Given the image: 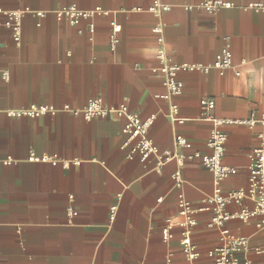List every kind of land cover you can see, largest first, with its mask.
I'll use <instances>...</instances> for the list:
<instances>
[{
  "label": "crops",
  "instance_id": "obj_1",
  "mask_svg": "<svg viewBox=\"0 0 264 264\" xmlns=\"http://www.w3.org/2000/svg\"><path fill=\"white\" fill-rule=\"evenodd\" d=\"M152 1L0 0V22L4 12L27 10L18 46L0 27V264H188L180 230L174 227L166 242L162 230L166 219L179 220V195L201 207L214 192L212 174L198 161L185 160L177 187L174 162L158 169L153 159L128 158L119 116L86 121L69 113L6 115L31 105L78 109L100 99L104 106H126L142 121L153 116L149 137L160 150L169 151L175 135L204 151L214 127L199 120L202 99L214 101L218 119L264 116V0H223L231 8L214 14L197 6L201 0H159L170 9L144 11ZM72 4L105 14L76 25L55 18V10ZM250 4L261 7L247 9ZM37 12L45 16L38 18ZM111 23L120 26L114 50L109 46ZM159 37L171 64L207 66L228 43L232 68L222 74L180 72L182 93L161 99L165 89L153 72L160 66ZM172 105L182 123L169 120ZM220 130L227 136L223 162L237 170L220 188L245 189L248 155L259 145L264 125L229 123ZM31 153L55 155L59 163L32 162ZM7 157L14 162L3 164ZM69 207L75 216L69 217ZM209 216H198L192 229L200 253L197 264H213L206 254L220 244L219 230L205 224ZM227 227L251 246L264 245V226L258 227L257 220L231 221ZM239 258L241 264H264L251 251Z\"/></svg>",
  "mask_w": 264,
  "mask_h": 264
},
{
  "label": "built area",
  "instance_id": "obj_2",
  "mask_svg": "<svg viewBox=\"0 0 264 264\" xmlns=\"http://www.w3.org/2000/svg\"><path fill=\"white\" fill-rule=\"evenodd\" d=\"M197 6L208 14H214L222 9L231 8L232 4L223 0H201ZM259 4H250L247 9H259ZM190 8V7H188ZM170 9L166 4L159 0H153L151 5L144 11L149 13H161ZM134 11L141 12L143 9L136 8ZM27 10L4 12V20L0 22V27L7 29L14 43L18 46L22 37V20ZM105 14L100 8L84 11L77 8L76 5H68L58 8L54 11V16L58 20H65L71 25L78 24L81 20L91 19L96 15ZM38 18L45 16L44 12H37ZM111 34L109 37V46L114 50L117 43V34L120 26L111 23ZM90 32H94L93 25H90ZM160 44L156 51V58L160 62L158 68L153 72L159 74L162 79V85L165 93L158 96L164 100H170L182 93L183 82L178 78L180 72H203L210 70L222 74L232 68V55L228 43H225L221 51L215 56L213 62L207 66L198 64H171L165 58L163 50L162 38H158ZM238 76V72H236ZM7 80V75H2ZM200 115L199 120L209 122L213 125L214 130L204 143V151L195 150L192 144L183 136L175 135L173 140V150H160L151 140L148 134L149 126L154 119L153 116L142 121L136 114L131 113L126 106L118 107L104 106L100 99H92L85 106L78 109H71L63 106L56 109L48 105H31L23 110L8 111V117H28L38 118L42 116H56L61 113H69L72 116L83 118L86 121L92 119L105 118L108 116H119L123 119L122 133L126 137L124 147H129L128 158L132 159L134 155H138L140 162H146L149 159L154 160L155 167L160 169L170 162L176 164V171L172 175V179L177 187L181 186V168L185 160H196L202 167L207 169L213 177L215 189L212 195L203 201V206L193 207L184 200L180 195L178 197V216L179 220L172 223L170 219L165 220V226L162 230L163 241H168L170 232L174 227L180 230V247L188 264H197L200 253L196 245L193 243L191 235L192 229L197 226V217L205 213L210 216L206 221L208 227H214L219 230L220 244L207 252V258L213 264H241L239 255L251 251L256 256L262 257L264 260V245L251 246L246 237L232 233L227 224L231 221L248 223L257 220V226H264V134L259 136L260 143L256 148L249 152V167L247 187L245 189L232 190L222 192L220 184L236 175L237 170L224 164L225 146L227 136L220 130V126L224 124H237L243 126H254L260 122L264 125V116L259 120L250 117L245 120L228 121L218 119L213 115L215 107L214 101L210 99H202L199 102ZM169 120L172 122L182 123L183 119L177 116V107L172 105L168 114ZM28 160L32 162L49 163L56 165L59 163L57 156H35L29 154ZM14 161L7 157L2 163L10 165ZM159 201V200H158ZM229 205L240 206L237 211L228 212L226 209ZM115 206L110 208V220H113ZM67 214L69 217L76 215V212L69 207ZM244 264H248L244 261Z\"/></svg>",
  "mask_w": 264,
  "mask_h": 264
}]
</instances>
